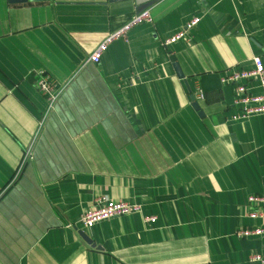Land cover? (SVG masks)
I'll return each mask as SVG.
<instances>
[{
	"label": "crops",
	"instance_id": "crops-1",
	"mask_svg": "<svg viewBox=\"0 0 264 264\" xmlns=\"http://www.w3.org/2000/svg\"><path fill=\"white\" fill-rule=\"evenodd\" d=\"M142 9L149 20L88 59ZM254 55L264 63V0H0V264L264 256V235L239 233L264 221L247 213L264 208L248 201L264 193V111L234 117L220 79ZM39 73L57 89L50 109ZM101 195L138 209L85 229Z\"/></svg>",
	"mask_w": 264,
	"mask_h": 264
},
{
	"label": "built area",
	"instance_id": "built-area-1",
	"mask_svg": "<svg viewBox=\"0 0 264 264\" xmlns=\"http://www.w3.org/2000/svg\"><path fill=\"white\" fill-rule=\"evenodd\" d=\"M149 19L150 14L148 9H142L139 12L134 13L131 19H129L121 27L105 35L101 42L98 43L90 52L88 59L95 62L99 61L109 42L123 35L125 31L132 25ZM199 19V16H191L186 19L184 25L180 29L165 37L164 44H171L187 37V32L197 24ZM39 74L40 76L37 79V86L46 96L47 109H50L57 97V89L55 83H53L47 74ZM220 79L222 83L233 86L234 93L232 104L237 107L234 117H245L254 112L264 111V63L260 56L254 55L252 57L251 66L247 68L225 69L221 74ZM252 80L260 81V91L255 92L250 88V83ZM196 95L202 97L203 91L198 89ZM29 157L30 149L28 148L21 160V165ZM248 201L250 203L257 202L264 206V193L249 194ZM137 209L138 206L134 202H130L126 199L114 200L105 195H101L94 199V205L92 207L86 208L84 211H82L79 221L82 223L83 227L87 229L99 220L133 212ZM247 213L249 216L260 215L264 218V208L258 209L255 207L253 209H249ZM148 218L152 220L154 216H149ZM239 233L243 236L264 235V221L260 225L244 227L239 230ZM250 261L253 264H264V256L258 252H254L250 255Z\"/></svg>",
	"mask_w": 264,
	"mask_h": 264
},
{
	"label": "water",
	"instance_id": "water-1",
	"mask_svg": "<svg viewBox=\"0 0 264 264\" xmlns=\"http://www.w3.org/2000/svg\"><path fill=\"white\" fill-rule=\"evenodd\" d=\"M10 1H24V0H10ZM82 235L86 239V241H88V242L90 241V239L87 235H85V234H82Z\"/></svg>",
	"mask_w": 264,
	"mask_h": 264
}]
</instances>
